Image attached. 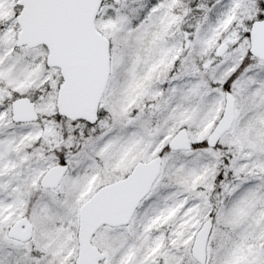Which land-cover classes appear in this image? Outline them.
<instances>
[{
    "label": "snow or ice",
    "instance_id": "1",
    "mask_svg": "<svg viewBox=\"0 0 264 264\" xmlns=\"http://www.w3.org/2000/svg\"><path fill=\"white\" fill-rule=\"evenodd\" d=\"M0 264H264V0H0Z\"/></svg>",
    "mask_w": 264,
    "mask_h": 264
}]
</instances>
